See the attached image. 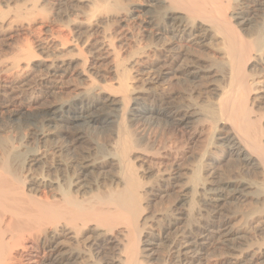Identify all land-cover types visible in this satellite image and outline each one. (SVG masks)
<instances>
[{
	"label": "bare ground",
	"instance_id": "bare-ground-1",
	"mask_svg": "<svg viewBox=\"0 0 264 264\" xmlns=\"http://www.w3.org/2000/svg\"><path fill=\"white\" fill-rule=\"evenodd\" d=\"M22 35L0 264H264V0H0Z\"/></svg>",
	"mask_w": 264,
	"mask_h": 264
},
{
	"label": "rangeland",
	"instance_id": "rangeland-1",
	"mask_svg": "<svg viewBox=\"0 0 264 264\" xmlns=\"http://www.w3.org/2000/svg\"><path fill=\"white\" fill-rule=\"evenodd\" d=\"M19 38V39H18ZM15 41H10L9 40V42L7 41L8 39H5V38H2L1 36H0V63L2 62V61H4V60H8L9 58H11L14 54H15V52L17 51V49H19V48H22V46H25V45H28V44H30V46H33L34 44H35V38H33V36H31V35H22L21 37H18ZM5 39V40H4ZM14 42V43H13ZM12 43V44H11ZM10 45V46H9ZM29 46V45H28ZM35 49V48H34ZM18 52V51H17ZM155 53V54H154ZM154 53H152L151 55V58H153V59H157V58H159V55H158V53L157 52H154ZM157 54V55H156ZM154 55V56H153ZM137 68H140V66H137ZM137 72V71H136ZM135 75V77L133 78V79H131L130 80V82H132V85H134V86H136V85H139L138 87H141V84H142V81L141 80H143L144 78H143V76L145 77V75H142V74H134ZM82 83V82H81ZM141 83V84H140ZM130 85H131V83H130ZM131 85V86H132ZM154 86H153V88H155V89H157V88H159L160 89V91H167V87H165L164 85H162L163 87H161L160 85L158 86V85H155V84H153ZM133 86V87H134ZM159 89H157V90H159ZM28 105L24 102L23 104H22V111H28L29 110V108L27 107ZM28 109V110H27ZM7 115L8 114H6V113H4V114H0V124H1V128L3 129V131H5L6 132V135L8 134H11V135H13L14 137H15V140H17V141H19L20 139L19 138H22L23 137V135L24 134H26L27 132H29L27 129H30V127L25 123V125H24V121L23 120H15V117H12V118H10V120L11 121H13V122H10L9 120H7ZM5 118V119H4ZM3 119V120H2ZM6 125H5V124ZM9 123V124H8ZM23 123V124H22ZM11 125H13V126H11ZM2 126H4V127H2ZM28 126V127H27ZM148 127V125H143V127ZM6 127V128H5ZM18 127V128H17ZM142 127V128H143ZM144 127V128H145ZM146 127V128H147ZM149 129V128H148ZM147 129V130H148ZM24 131V132H23ZM5 132H4V134H5ZM12 132H14V133H12ZM105 132V131H104ZM104 136V137H103ZM107 136L105 135V134H103L102 136L101 135H99V136H96L95 138H94V140H96V141H99L98 142V145H99V147L100 148H104V147H106V145L108 144V141H106L107 139ZM25 142V141H24ZM32 142V140H29L27 143H31ZM26 143V142H25ZM31 145H33V143H31ZM40 145H42V143L40 144ZM108 147V146H107ZM106 147V148H107Z\"/></svg>",
	"mask_w": 264,
	"mask_h": 264
}]
</instances>
